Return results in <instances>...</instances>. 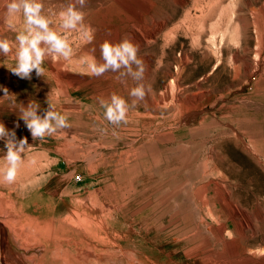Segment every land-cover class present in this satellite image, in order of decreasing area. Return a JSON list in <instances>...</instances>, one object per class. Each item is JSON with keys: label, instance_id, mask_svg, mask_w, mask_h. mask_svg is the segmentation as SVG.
<instances>
[{"label": "rangeland", "instance_id": "1", "mask_svg": "<svg viewBox=\"0 0 264 264\" xmlns=\"http://www.w3.org/2000/svg\"><path fill=\"white\" fill-rule=\"evenodd\" d=\"M69 2L42 0L72 58L46 56L42 77L21 79L11 69L22 17L8 18L0 0V38L12 45L0 54L9 92L0 90V122L29 143L15 183H0V255L15 264H264V0H87L91 39L59 27ZM124 37L145 67L135 107L136 81L87 67L104 40ZM113 92L130 105L119 127L98 103ZM47 98L69 127L33 141L19 104L44 109Z\"/></svg>", "mask_w": 264, "mask_h": 264}, {"label": "clouds", "instance_id": "2", "mask_svg": "<svg viewBox=\"0 0 264 264\" xmlns=\"http://www.w3.org/2000/svg\"><path fill=\"white\" fill-rule=\"evenodd\" d=\"M87 0H75L67 3L59 13V27L65 32H79L92 38V29L85 25L84 13L80 10ZM77 5L79 7H77ZM5 14L8 18L22 17V30H16L15 67L12 74L21 79H31L35 71L37 77L44 75L43 63L46 56L63 58L68 61L73 56V49L66 35L59 34L53 27L52 21L43 15L42 0H7ZM99 61L93 57L87 63L89 72L95 77H101L106 72L119 73L120 77L130 76L137 82L131 88L132 107L144 100L146 87L140 83L144 79L145 67L142 59L138 58L139 48L131 39L124 37L118 43L104 40L99 45ZM12 52L11 42L0 38V54L7 57ZM4 97L9 96L8 89H0ZM47 107L41 109L38 102L30 100L25 107L19 104V119L22 120L31 134L33 141H43L60 130L69 127L67 117L55 109L54 104L46 99ZM103 109V118L115 127L127 124L130 105L125 98L113 92L106 99L98 101ZM19 123L16 124V128ZM115 135V132L113 133ZM0 140L4 141L5 154L0 158V183L11 185L17 180L18 172L24 165L23 154L29 147L27 137L17 139L16 132L9 130L0 122ZM35 163V160L28 161Z\"/></svg>", "mask_w": 264, "mask_h": 264}, {"label": "bare ground", "instance_id": "3", "mask_svg": "<svg viewBox=\"0 0 264 264\" xmlns=\"http://www.w3.org/2000/svg\"><path fill=\"white\" fill-rule=\"evenodd\" d=\"M103 243H104V241H103ZM6 255H3V256L0 255V264H15V262L14 263L13 262H8V259H7V256Z\"/></svg>", "mask_w": 264, "mask_h": 264}]
</instances>
